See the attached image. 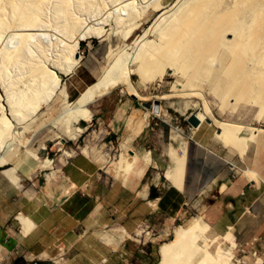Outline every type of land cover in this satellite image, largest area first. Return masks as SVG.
<instances>
[{
    "label": "bare ground",
    "instance_id": "1",
    "mask_svg": "<svg viewBox=\"0 0 264 264\" xmlns=\"http://www.w3.org/2000/svg\"><path fill=\"white\" fill-rule=\"evenodd\" d=\"M91 1L0 0V78L6 103L10 113L14 115L13 118L16 116L17 119L21 116L16 115L20 114L19 111L17 113L19 106L26 104L33 113L48 99L58 86V76L52 69H57V66L62 64L59 60L61 62L62 58L65 60L64 58L67 57H72L73 61V57L79 59L80 55L76 53L79 41L88 34L85 30L96 18L82 21L76 16L77 14H74V5L80 6ZM136 2L140 3L142 10L153 7L157 15L153 24L146 28L137 40L134 56L128 62L121 63L120 59H117L111 67L104 66L99 77L86 86L79 93V97L68 105L66 108L68 115L72 114L76 119L81 116L88 119L89 116L82 106L88 103V100L104 96L116 87H124L130 94H135L139 99H145V95L137 90L131 75L137 74L139 82L144 84L155 77L161 78L167 66L172 68L174 73L179 72L195 93L202 95L204 92L201 93L202 86L211 87L224 108H231L239 101H243L244 104L249 103L252 107L256 105L257 115L260 113L262 116L261 112L263 113L264 110V0H174L171 3L166 0H112L106 4L109 7L104 15L108 17L116 12L126 14ZM138 6L135 4V7L138 8ZM137 8L136 11L128 14V21L140 17L141 12H138ZM50 9L53 10L54 18L59 21V30L67 41L64 45L62 43L64 46L60 50L62 54L56 55L60 56V59L58 57L54 60L52 56V61L46 57L49 45L45 44L48 41L46 39L52 37L47 33L48 28L51 27ZM49 10L51 13L48 14ZM125 14L124 16L127 15ZM105 18L99 19L104 22ZM115 20L122 21L120 17ZM12 21L15 23L13 26L10 25ZM98 23L101 26L102 22L99 20L95 22L96 25ZM148 35H154L155 38L149 40ZM70 58L66 60L69 59V62ZM63 60V64L66 65L63 66L64 71H69L71 67H67V64L71 62L67 63ZM9 64L18 67L17 75L13 79H10L5 72ZM25 74L28 76L27 79L23 76ZM2 110H5V107L0 104V113H4ZM195 114L201 122L205 119L215 122L219 128L215 134L216 137L221 142L229 144L230 148L242 153L248 140L256 141L259 132H264V129L251 123L218 120L208 110L205 111V115L200 111H196ZM5 118L7 117L0 116L1 145V142L9 137L10 122L8 123V119ZM143 120L134 116L129 119L128 128L132 134L140 131ZM241 129L247 130V136L238 134ZM235 134L244 140V143L240 145ZM128 140L130 138L121 142L116 163L110 166V171L117 174L123 184L133 185L142 177L150 163V153L140 154L133 151L127 145ZM32 154L35 155V152L27 151L26 156ZM182 161L180 158L178 167L172 174L170 173L175 186L182 180L184 165ZM232 166L235 167L234 164ZM9 169L8 173L11 172ZM243 174L246 179L253 182L258 177L257 171L252 169L244 170ZM10 178L16 183V177L10 175ZM17 218L22 223L23 233H27L26 231L32 225L29 217L20 213ZM201 220L196 219L190 225L174 228L172 238L159 246L157 264H239L240 259L233 261L236 239L221 235L220 237V233L209 235L207 232L211 227ZM243 261L240 264L247 262L245 258ZM255 262L264 264V259L257 258Z\"/></svg>",
    "mask_w": 264,
    "mask_h": 264
},
{
    "label": "rangeland",
    "instance_id": "2",
    "mask_svg": "<svg viewBox=\"0 0 264 264\" xmlns=\"http://www.w3.org/2000/svg\"><path fill=\"white\" fill-rule=\"evenodd\" d=\"M109 1L112 2V0H92L80 6L74 5V14H77L76 16L82 21L96 19L90 23L91 25L88 24V26L90 25V29L88 30V27L85 30V32H88L87 37L85 36L79 41L76 52L78 56L80 55L79 59L73 57V61L72 57H67L71 60L69 61L71 62L70 64L68 62L69 59L66 60L67 58H64L65 60H63L62 58L64 62L69 63L66 64L71 69L69 68V71H64L63 66L66 65L65 63L63 64L62 60L61 62L59 60V63L62 64L58 65L59 67L57 66V69L51 68L58 76V86L48 99L44 103H41L33 113L31 112L32 109H29L24 104L22 105L23 107L19 106V109L17 108V113L19 111L20 114H16L17 116L21 115L20 117L22 119L20 117L16 119V116L13 118L14 115L12 116L6 103L5 92L3 87H1L2 79L0 78V104L5 107V110H2L4 113L1 112L0 116L7 117L5 119H8V123L10 122L9 137H7V140L5 139L1 142L2 145L0 144V208H7L11 202L10 199L18 195L33 199L30 193H27V190H33L35 197H38L40 200H48L47 197L51 195L57 179L63 176L58 168L60 163L65 161V158L68 159L76 153L87 155L101 166L111 181L120 183L121 181L118 179V175L110 171V166L116 163L121 142L129 138L130 140L127 143L128 147L140 154L149 152L150 164L159 166L161 176L165 174V178L169 183L172 180V185L174 181L171 179V174L178 167L180 158L182 159L179 153H181L184 145L185 148L189 142L193 141V136L201 137L204 147L212 150L222 159V162H224L225 167L230 173L228 176L229 182L240 178L242 175L244 176V170L252 169L256 171V168L264 163V132H259L260 134L256 136L259 139L257 138L256 141L248 140L247 146H245L244 152L242 153L239 150L230 148L229 144L221 142L216 137L215 134L219 128L210 119H205L200 123V129L196 131V134L193 133L194 128L186 120V117L191 112L200 111L205 115V111L208 110L218 120L251 123L254 126L264 129V110L263 113L261 112L262 116L260 113L258 114L260 116H258L257 106L254 105L256 107H252L249 103L244 104L243 101H239L237 103L238 106L236 104L231 108L226 107V109L222 106L218 95L211 87L202 86L201 93L204 91L202 93L203 96L199 95L195 93L192 86L185 82L179 72L174 73V70L167 66L164 68V73L161 78L155 77L144 84L139 82V76L137 74L131 75L132 81L137 86V90L142 95H145V99L137 98L134 100L126 88L116 87L104 97L101 96L103 98L96 97L93 100H88V103L82 106L85 113L89 116L88 119L85 116L76 119L72 114L68 115L66 113L68 105L75 98L79 97V93L86 86L99 77L104 66L111 67L117 59H120L121 63L130 61L131 57L134 56L135 48H137V40L144 33L145 29L153 24L157 15L153 7L142 10L140 9V3L136 2V6L139 5L138 8L133 4L130 10L126 12L127 15L123 12H116V14L107 17L104 13H106L105 10L109 7V5L106 6V4L110 3ZM166 1L171 3L174 0ZM136 8L138 12H141L140 17L128 21V14L136 11ZM50 10L48 14L52 12L49 14L51 27L48 28L47 33L51 34L53 38L46 39L48 41L44 43L47 46L49 45L46 57L52 61L53 58L54 60L58 57L60 59V56L57 57L56 55L60 54V50L67 41L59 30V21L54 18L53 10L51 12ZM119 17L122 21L116 22L115 18ZM99 18L102 20L105 18V21L103 22ZM98 20L102 22L101 26H99L100 23L98 25H96L97 23L95 24ZM14 24V21L10 23L11 26ZM91 26L93 27L91 28ZM154 38V35L148 37L149 40H153ZM52 56L53 58L51 59ZM73 64L75 66H72ZM8 70L9 73H7ZM17 71V66L9 64L5 72L10 79H13L17 75ZM23 76L26 79L28 77L27 74ZM154 99L159 100L158 105L152 104ZM141 102H147L151 104V107L145 108L141 105ZM241 102L243 106H241ZM99 108H102V111H99ZM133 116L144 119L141 127V129L143 128V132L138 138H136L138 133L132 134L128 128L129 119ZM209 118L211 117L209 116ZM111 119H117L118 129L115 131H111V126L107 125V121ZM238 134H241L240 136H247V130L241 129L238 131ZM235 136L240 145L244 143V140H241L237 134ZM63 139L65 141H62ZM27 151L35 152V155L26 156ZM176 152H178V164L171 168L172 161L170 156L176 155ZM2 160H5V163ZM228 162L230 169H228ZM9 168L11 172L8 173L7 170ZM10 175L17 178L16 183L10 178ZM18 176L20 177L22 187L19 185ZM256 179L254 183L259 184L261 181L259 175ZM181 183L182 180L176 187L181 188ZM124 185L134 186V184L130 185L129 183L128 185L124 183ZM117 196L115 194L114 197ZM250 212L247 214L251 215ZM202 217L200 209L194 205V207L185 208L177 217L169 218L158 232H145L144 230V233H142L139 230V234L144 235L148 240H152L154 244L157 253L154 264L159 262V246L172 238L174 228L190 225L196 219H202L207 223L208 220L204 217L206 222ZM258 221L259 219L256 218H242L241 223L234 225L237 243L234 249L235 257L233 261L240 259V264L244 262L243 259L245 258L247 260L245 264H258L255 262L257 258L253 257L252 259L250 256L246 242L248 237L255 231ZM224 229L227 230L224 227L219 231H223ZM207 233L212 236L219 234L212 227ZM2 252L3 249L0 246V258ZM10 256L18 257L15 254H10ZM47 262L39 260L28 253L25 255V259L18 264H47Z\"/></svg>",
    "mask_w": 264,
    "mask_h": 264
},
{
    "label": "crops",
    "instance_id": "3",
    "mask_svg": "<svg viewBox=\"0 0 264 264\" xmlns=\"http://www.w3.org/2000/svg\"><path fill=\"white\" fill-rule=\"evenodd\" d=\"M107 125L111 131L118 129L117 119L108 120ZM199 129L200 125L193 133ZM142 132L143 128L136 138ZM184 146L179 153L184 164L181 188L169 183L165 174L161 176L160 167L150 163L131 187L111 181L101 166L83 153L65 158L58 167L63 176L57 179L48 200L27 190L33 199L18 195L10 199L7 208H0L4 255L0 264H18L28 253L47 264H154V244L138 231L158 232L169 218L194 205L202 218L212 223L204 219L209 226L218 233L226 227L220 235L234 240V225L242 218L259 219L246 242L252 259L263 260L264 163L256 168L259 184L243 175L229 182L224 162L204 147L201 137L193 136ZM175 154L170 156L171 168L178 164V152ZM19 185L22 187L20 177ZM20 213L32 222L27 233L17 218Z\"/></svg>",
    "mask_w": 264,
    "mask_h": 264
},
{
    "label": "water",
    "instance_id": "4",
    "mask_svg": "<svg viewBox=\"0 0 264 264\" xmlns=\"http://www.w3.org/2000/svg\"><path fill=\"white\" fill-rule=\"evenodd\" d=\"M131 98L133 99H137V96L135 94H130ZM153 105H158L159 104V100L154 99L153 100ZM141 105L144 106L145 108H150L151 104L147 103V102H141ZM187 122L193 127V128H197L201 121L199 120V118L196 116L195 112H191L187 117H186ZM62 141H65L64 139Z\"/></svg>",
    "mask_w": 264,
    "mask_h": 264
},
{
    "label": "trees",
    "instance_id": "5",
    "mask_svg": "<svg viewBox=\"0 0 264 264\" xmlns=\"http://www.w3.org/2000/svg\"><path fill=\"white\" fill-rule=\"evenodd\" d=\"M164 177H165V175H164Z\"/></svg>",
    "mask_w": 264,
    "mask_h": 264
}]
</instances>
